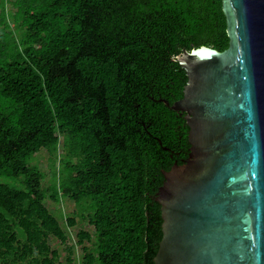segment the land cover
<instances>
[{
	"label": "trees",
	"instance_id": "16d2710c",
	"mask_svg": "<svg viewBox=\"0 0 264 264\" xmlns=\"http://www.w3.org/2000/svg\"><path fill=\"white\" fill-rule=\"evenodd\" d=\"M222 1L0 0V264H75L62 197L80 264H153L162 170L190 146L160 99L183 95L177 55L229 46Z\"/></svg>",
	"mask_w": 264,
	"mask_h": 264
},
{
	"label": "water",
	"instance_id": "95a60500",
	"mask_svg": "<svg viewBox=\"0 0 264 264\" xmlns=\"http://www.w3.org/2000/svg\"><path fill=\"white\" fill-rule=\"evenodd\" d=\"M230 37L175 60L188 157L162 170L153 264H264V0H223Z\"/></svg>",
	"mask_w": 264,
	"mask_h": 264
},
{
	"label": "rangeland",
	"instance_id": "374dc122",
	"mask_svg": "<svg viewBox=\"0 0 264 264\" xmlns=\"http://www.w3.org/2000/svg\"><path fill=\"white\" fill-rule=\"evenodd\" d=\"M48 153L45 150H41L38 154L35 155L34 160L32 161L33 163H36L41 169H43L46 173L48 172ZM48 180V177H47ZM6 181L11 182L10 179H6ZM48 182L45 181L43 182V186H47ZM47 204L49 206V208L54 211V212H58L59 214H61L60 217V222L63 226V229L65 230L69 241L72 242L74 244V256H75V264H80V259L82 257L81 255V250L80 247L78 245H76V232L79 229V224H76L73 227H67L66 223H65V219L67 216L70 215V213L72 212V210L75 208L74 204L72 203V201L66 197H62L58 202H54V201H50L49 199L47 200ZM56 215H58L57 213H55ZM85 228L87 230H90L91 227L90 226H86ZM52 247L54 248H58L61 254L62 253V249L60 247V245L56 242V241H52Z\"/></svg>",
	"mask_w": 264,
	"mask_h": 264
}]
</instances>
